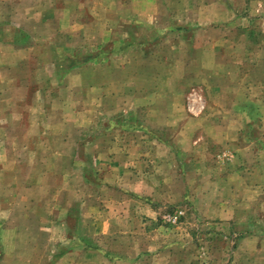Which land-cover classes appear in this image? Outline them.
Masks as SVG:
<instances>
[{"label": "rangeland", "instance_id": "rangeland-1", "mask_svg": "<svg viewBox=\"0 0 264 264\" xmlns=\"http://www.w3.org/2000/svg\"><path fill=\"white\" fill-rule=\"evenodd\" d=\"M76 4L0 0V25L47 61L17 66L18 98L0 77V125L16 123L0 127V216L54 250L76 207L64 255L94 248L97 264H264V0ZM74 49L103 53L60 76ZM16 55L0 43V63ZM11 239L0 226V264H60L37 240L15 258Z\"/></svg>", "mask_w": 264, "mask_h": 264}, {"label": "crops", "instance_id": "crops-1", "mask_svg": "<svg viewBox=\"0 0 264 264\" xmlns=\"http://www.w3.org/2000/svg\"><path fill=\"white\" fill-rule=\"evenodd\" d=\"M54 1H63L65 2V7H59V8H55L54 6L51 7L46 15H50L52 16L54 14V12L56 11V9L61 10L62 16L68 15V16H72V15H76L78 13H80V11L78 10V4H76V2L78 0H54ZM80 1V0H79ZM126 1H130V0H126ZM224 4H222V12L224 11ZM224 8V9H223ZM83 10V9H80ZM63 11V12H62ZM227 11V10H226ZM238 8L237 7H233L232 9H230V13L233 16H237L238 15ZM57 30L59 31V33H68L69 31H65L63 30L60 25L57 26ZM72 29H70L71 31ZM61 38V37H60ZM32 36L29 34V32L27 31V29H25L22 26L19 25H8V24H1L0 25V43L3 45L9 44L10 46L14 47L15 53L18 54L16 55L12 61H8L6 63L2 62L0 63V68L2 67L1 76H4L5 80L1 81V82H5L4 86L2 88H4L8 83H9V88L6 89V91L8 90L10 93V95H13V97H17L20 94H25L24 92H21L24 90V88L22 87V85H24V81H21L24 77L21 76L19 74V76L16 78V76L18 75L17 73V69L19 66L24 65L25 63H29L31 65V63L35 64V61L39 64L40 62V66L46 65L47 61L44 59L43 56H41V53L39 52L38 54H33L36 55L34 57H32V53L30 52V50L27 52L28 48L30 46H33L32 43ZM39 42H42V44H46V40L45 38H43L42 40L40 39ZM121 43L122 41H116L115 45H118V43ZM130 42H128L129 44ZM40 44V43H39ZM6 47V46H5ZM62 48V47H60ZM64 48V47H63ZM67 48H65L66 50ZM72 49V48H71ZM27 53V56H23L22 57V53ZM103 53V49H101L98 52H78L77 50H73L69 55L64 56L61 64H60V60L61 57H57L56 61L54 62L55 65L57 66H61L58 67L60 72V76H64L66 74L71 73V71H73L76 68H80L92 63H95L100 55ZM20 56V57H19ZM18 66V67H17ZM22 79H21V77ZM61 81V79H60ZM0 82V83H1ZM22 84V85H21ZM1 88V89H2ZM0 89V91H2ZM42 89L38 88V90H36L35 93V97H37V94L39 91H41ZM5 91V90H3ZM45 95V93L43 94ZM46 104L45 106L42 108L43 109V114L42 117L45 119L46 118ZM39 116V121L42 120L41 114L38 115ZM13 121V120H10ZM9 121V125L5 126L4 125H0V127H14L15 126V122H10ZM38 121V120H37ZM37 121L34 122L32 125L29 124V130L35 129V127L40 128L41 125L38 124L37 126ZM43 122V121H42ZM39 123V122H38ZM14 124V125H13ZM16 127V126H15ZM84 205V204H83ZM82 207V206H80ZM6 214L4 216H0V226H1V232L2 233H6L7 231L9 232L10 236L12 237L11 239V243H12V247H13V256L15 258H19V257H24V253L21 254V251L23 252H27L25 251L26 249L24 247L21 246V242H26L28 241V243H25L24 245L27 246L28 249H31L32 247H35L36 244L32 243L30 244L29 241L32 240H37L40 244L39 247H37V252H38V256H47L51 255L52 257H58L60 258V264H65L64 261H67L65 259L67 258H71L73 256H77L78 258L76 259V261H72L71 264H96L99 263L100 261L96 260V258L94 259V257H96V254L99 253L96 249H92L89 248L88 250H86L85 252H75V251H70L69 253H66V251H63V243L64 241H71L73 242V240L78 241L79 240V230L78 228H76V230L74 229V233H73V228L69 227V223H68V219L71 218L70 220H72V217H75L76 219H79V221H82L80 218V214L78 212V209L75 207V211L74 210H70L68 212V216L66 218V222L63 224L65 227L62 228V230L65 228L66 233L64 234L62 232V236H55L54 240L57 241L55 244V248L54 250H49L47 249L48 246L50 245L51 241H52V236L48 235L47 232L44 231L45 228H40L41 232H38V234H36V232H25V229H20L18 227H16V222H18V218L11 217L12 213L11 212H5ZM27 217L22 219V224L21 225H25V221H27L26 219ZM21 219V218H20ZM36 223L38 224V226L40 227L42 224V221L40 219L37 220L36 218ZM7 225H13L12 227H8ZM78 225V223H77ZM35 229H37V226L35 224ZM24 228V227H22ZM34 229V228H33ZM32 230V228H31ZM74 234V235H73ZM262 242V246L264 247V234L262 235H258V240H256V244L254 247L257 248L258 243ZM22 255V256H21ZM102 255V253H101ZM84 257V259H79V257ZM64 259V260H63ZM70 259V260H71ZM104 261H102L103 263ZM106 263H110V262H106Z\"/></svg>", "mask_w": 264, "mask_h": 264}]
</instances>
